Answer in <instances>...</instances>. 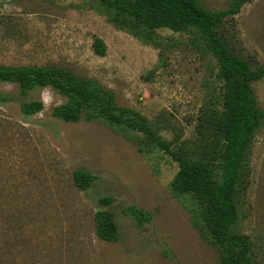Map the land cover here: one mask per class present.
<instances>
[{
	"label": "rangeland",
	"instance_id": "rangeland-1",
	"mask_svg": "<svg viewBox=\"0 0 264 264\" xmlns=\"http://www.w3.org/2000/svg\"><path fill=\"white\" fill-rule=\"evenodd\" d=\"M199 1L216 10L231 0ZM111 14L97 0H0V65H53L92 78L178 153L218 168L223 81L215 56L195 32L160 27L140 37ZM220 32L230 51L264 64V0L245 3ZM95 37L104 55L94 52ZM252 89L264 109V78ZM0 93L13 96L0 102V264H220L197 206L171 190L177 162L143 133L54 117L65 97L50 86L18 97L17 84L0 81ZM21 99L43 108L25 115ZM77 168L93 176L86 189L74 183ZM234 200L233 231L248 237L253 263L264 264V123L243 154ZM133 206L149 220L137 222ZM98 210L112 213L118 240L97 235Z\"/></svg>",
	"mask_w": 264,
	"mask_h": 264
},
{
	"label": "trees",
	"instance_id": "trees-1",
	"mask_svg": "<svg viewBox=\"0 0 264 264\" xmlns=\"http://www.w3.org/2000/svg\"><path fill=\"white\" fill-rule=\"evenodd\" d=\"M108 8L111 20L118 27L137 36L153 38L156 29L165 27L173 32H195L218 62V75L223 81L222 110L216 121L220 135L219 166L203 158H187L172 148L170 141L155 131L148 119L136 109L116 104L111 90L97 81L73 74L58 66L0 65V81L18 85V97L35 88L50 86L65 97L52 108V115L64 121L76 122L101 119L120 124L144 134L149 143L168 154L178 164V171L170 182L176 195H186L197 206L205 232L219 249L220 264H255L250 257L251 245L245 234L233 231L237 221L234 200L243 154L256 130L264 123V109L255 97L252 83L264 78V64L251 63L230 51L220 28L245 3L253 0H231L223 9L211 10L199 0H97ZM92 48L104 55L106 44L95 37ZM12 95L0 93V102ZM13 99V98H12ZM23 114L31 115L43 108L40 99H21ZM74 183L86 189L93 176L86 169L74 171ZM109 197L100 199L108 204ZM130 214L137 222L149 220V213L136 207ZM96 232L104 240L119 238L117 224L109 210L95 212Z\"/></svg>",
	"mask_w": 264,
	"mask_h": 264
}]
</instances>
